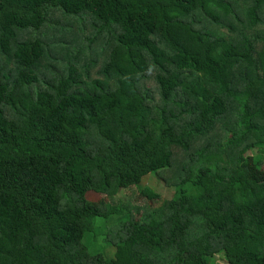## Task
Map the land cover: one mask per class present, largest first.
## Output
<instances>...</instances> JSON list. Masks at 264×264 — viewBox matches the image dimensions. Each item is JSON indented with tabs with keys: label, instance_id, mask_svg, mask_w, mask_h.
I'll list each match as a JSON object with an SVG mask.
<instances>
[{
	"label": "trees",
	"instance_id": "obj_1",
	"mask_svg": "<svg viewBox=\"0 0 264 264\" xmlns=\"http://www.w3.org/2000/svg\"><path fill=\"white\" fill-rule=\"evenodd\" d=\"M259 150L264 0H0V264H264Z\"/></svg>",
	"mask_w": 264,
	"mask_h": 264
},
{
	"label": "rangeland",
	"instance_id": "obj_2",
	"mask_svg": "<svg viewBox=\"0 0 264 264\" xmlns=\"http://www.w3.org/2000/svg\"><path fill=\"white\" fill-rule=\"evenodd\" d=\"M88 31H91V28ZM193 91L197 95L201 96L210 106L217 105V101L214 99L213 95L204 88L200 80L195 84ZM153 127L159 128L161 126H159V123L157 122L156 125L154 123ZM258 152L261 153V160L257 161L256 159H253L252 155L248 154L245 158V163L249 175L255 178L257 181H262L264 176V150H259ZM144 187L153 190L165 199L169 198L173 190L168 186H164L162 183L158 182L153 175L149 174L142 178L138 186L120 189L114 197H108L102 194L89 192L87 193V201L91 205L95 206H102L109 203L115 204L125 201H134L138 197L139 190ZM114 224L115 221L113 219H109L101 224L100 230L102 231V234L106 233L107 230L112 228ZM102 236L103 235H100L98 238L100 239ZM101 244L102 243H100V245ZM206 260L209 264H228L223 252H218L210 257H206Z\"/></svg>",
	"mask_w": 264,
	"mask_h": 264
}]
</instances>
